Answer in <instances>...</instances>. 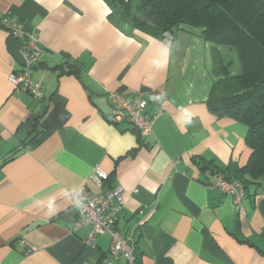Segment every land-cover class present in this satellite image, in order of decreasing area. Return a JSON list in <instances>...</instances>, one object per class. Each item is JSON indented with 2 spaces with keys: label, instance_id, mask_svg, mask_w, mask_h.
Masks as SVG:
<instances>
[{
  "label": "crops",
  "instance_id": "obj_1",
  "mask_svg": "<svg viewBox=\"0 0 264 264\" xmlns=\"http://www.w3.org/2000/svg\"><path fill=\"white\" fill-rule=\"evenodd\" d=\"M110 13L105 0H0V20L39 38L33 77L44 92L9 81L24 40L0 28V264H102L110 237L86 245L91 225L75 226L98 167L105 189H125L118 227L141 264H264V175L247 182L242 210L208 188L252 150L245 125L210 110L213 83L187 62L199 41L189 29L155 38L118 28ZM111 92L147 101L151 134L112 121Z\"/></svg>",
  "mask_w": 264,
  "mask_h": 264
},
{
  "label": "trees",
  "instance_id": "obj_2",
  "mask_svg": "<svg viewBox=\"0 0 264 264\" xmlns=\"http://www.w3.org/2000/svg\"><path fill=\"white\" fill-rule=\"evenodd\" d=\"M105 1L111 10L109 20L118 28L131 26L155 38L199 29L212 44L215 80L208 105L217 117L247 127L245 142L252 150L245 167L232 162L220 174L240 181L247 190L249 179L264 175V0H142L135 10L132 0ZM221 47L236 51L237 74H231V63ZM136 264H141L137 253Z\"/></svg>",
  "mask_w": 264,
  "mask_h": 264
},
{
  "label": "built area",
  "instance_id": "obj_3",
  "mask_svg": "<svg viewBox=\"0 0 264 264\" xmlns=\"http://www.w3.org/2000/svg\"><path fill=\"white\" fill-rule=\"evenodd\" d=\"M0 28L6 30L11 37L24 40L22 47L23 69L19 72L10 73L9 81L16 90L27 92L35 99H42L44 97L43 87L33 77V72L39 65L41 56L40 41L37 34L26 33L22 24L10 16H5L0 20ZM109 98L114 109L113 122L128 121L144 136L152 133L156 116H150L145 112L148 103L142 96L130 97L119 92H111ZM108 178L109 174L100 167L95 170L92 180L96 184V191L76 199L81 219L75 226L91 225L86 245H96L100 236L107 235L110 237V250L102 260V264H117L120 258H124L127 264H136L134 237L133 235H124L118 227L120 216L125 209L126 192L120 185L105 189L104 183ZM208 188L220 190L224 195L231 196L235 206L242 210L246 190L240 181H229L224 175L219 174L209 182ZM33 251L34 249H28L25 253L30 254Z\"/></svg>",
  "mask_w": 264,
  "mask_h": 264
},
{
  "label": "rangeland",
  "instance_id": "obj_4",
  "mask_svg": "<svg viewBox=\"0 0 264 264\" xmlns=\"http://www.w3.org/2000/svg\"><path fill=\"white\" fill-rule=\"evenodd\" d=\"M142 0H132L131 5L132 8L135 10L138 4H140ZM190 31H192L193 39L198 40L199 43H194L196 47H193L191 44V47L188 50V56H187V62L189 63L192 61L195 62L196 59L199 60L200 65L199 69L200 71H205L207 76V79L209 78V82L213 83L215 80L214 76L211 72V63H212V57H211V44L206 42L203 39H199L200 36V30L199 29H192L188 28ZM221 50L224 52V54L227 57V61L230 62V71L231 74L235 75L240 71V63L238 59V55L236 51L232 50L230 51L228 47H221ZM207 61V64H206ZM209 62V63H208ZM207 68V69H206ZM210 68V69H209ZM209 69V71H208ZM208 82V80H205L204 83Z\"/></svg>",
  "mask_w": 264,
  "mask_h": 264
}]
</instances>
